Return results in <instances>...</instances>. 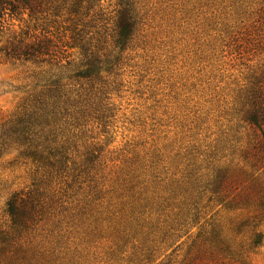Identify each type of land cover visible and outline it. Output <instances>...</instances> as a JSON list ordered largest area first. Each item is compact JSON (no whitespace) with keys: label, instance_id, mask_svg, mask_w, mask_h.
Returning a JSON list of instances; mask_svg holds the SVG:
<instances>
[{"label":"rangeland","instance_id":"obj_1","mask_svg":"<svg viewBox=\"0 0 264 264\" xmlns=\"http://www.w3.org/2000/svg\"><path fill=\"white\" fill-rule=\"evenodd\" d=\"M122 1L134 7L137 28L129 46L118 54L113 47L114 26ZM98 10L101 16L86 18V27L80 24L79 29L85 30L86 40L102 59L112 62L113 69L93 84L90 97L97 104L93 117L104 118H91L85 134L87 142H99L97 147L103 148L105 163L98 168L101 180L95 186L110 194L92 201L90 207L85 205L86 216L75 218L73 224L65 219L70 227L62 226L60 233L48 235L39 229L37 264H147L143 262L146 249L161 253L149 264H264V169L252 170L250 152L255 140L243 121L244 98L264 74V0H99ZM65 18L2 19L0 131L36 85L37 74L46 68V64L12 58L8 53L12 41L24 38L25 33L39 37L47 24L57 53H62V45L71 44L65 30L73 28ZM76 52L67 50L66 55ZM220 167L243 169L254 179L246 199H234L233 191L219 195L224 204L237 200L246 205L226 209L209 202V208L202 211L206 220L219 227V246L231 253L226 259L210 260L213 247L201 245V240L193 245L194 237H182L169 246L160 241L157 230L145 229L137 236L138 245L132 247L104 221L112 212L120 216L124 202L120 194L127 189L130 175L138 184L134 197L147 199L154 217L160 210L164 218L168 214L156 208V203L160 207L178 187L193 190L199 186L202 191ZM124 178L127 183L122 192L112 180L122 184ZM33 179V167L16 161L15 153L0 158L1 225L6 220V200L13 193L28 191ZM85 185L93 187L90 182ZM201 197L207 205L212 195L205 191ZM75 199H83L82 191ZM242 223L246 225L240 229ZM254 226L263 240L260 247L250 250ZM144 233L154 238L145 242ZM199 251L204 256L201 263L194 261ZM238 253L242 258L232 260Z\"/></svg>","mask_w":264,"mask_h":264},{"label":"trees","instance_id":"obj_2","mask_svg":"<svg viewBox=\"0 0 264 264\" xmlns=\"http://www.w3.org/2000/svg\"><path fill=\"white\" fill-rule=\"evenodd\" d=\"M98 5L99 0H0V34L3 33L4 16L10 19L24 15L41 18L37 20H44L48 16H66L65 21L73 26L65 30L70 33L71 44L64 43L62 48L65 50L62 53H57L58 47L49 37L52 35L46 31V23L39 37L25 33L24 38L12 41L14 45L8 52L12 58L35 65L46 64V68L37 74L36 85L29 91L17 114L0 131V158L15 153L16 161L34 169L31 188L13 193L4 204L6 220L0 224V264H37L40 245L36 241V234L39 229L44 228L42 232L48 235L60 233L62 226L70 227L75 218L86 216L85 205L90 207L92 201L110 194L95 186L101 180L97 174L98 168L105 163L102 162L103 148L97 147L99 142H87L85 134L91 118L97 121H103L104 118L103 115L93 117L96 114L93 108L97 106L90 97L93 84L101 82V76L113 69L112 62L106 57L102 59L99 50L86 40L85 30L79 29L80 24L86 27L83 25L86 18L101 16L99 10L95 12ZM134 12L129 1H122L117 10L113 47L118 54L123 53L133 39L137 28ZM67 50L77 52L66 55ZM56 53L63 57L58 58ZM243 110L244 124L252 130L255 140L253 152H250L251 167L254 173H258L264 169V74L253 82L247 92ZM79 147L84 151L79 152ZM214 173L202 191L199 186L193 187V190L185 186L178 187L167 200H163L160 207L156 203V208H163L168 214L164 218L159 214L160 210L157 211L158 216L154 217L147 199L134 197L133 189L138 184L133 181V175H130L124 192L122 185L127 180L124 178L119 184L118 179H114L112 182L118 184L123 192L120 194L124 197L121 204L123 209L119 217L112 212L111 217L104 221L115 228L122 242L132 247L138 245L137 236L143 234L145 229L157 230L161 232L160 241L164 240L169 246L182 237H194L193 245L201 240V245L205 242L213 247L210 260L226 259L231 253L219 246L222 242L219 227L213 220H206L202 211L209 208V202H213L214 207L224 205L226 209H230V206L238 209L246 205V201L242 205L237 200L224 204L219 195L233 191L234 199H246V190L250 189L254 179L249 178L252 174L247 176L243 169L220 167ZM87 182L93 187H87ZM84 187L87 188L86 192ZM81 191L83 199L76 200V193ZM126 191L127 196H123ZM205 191L212 195L207 205L202 203L201 197ZM125 207L128 208L127 214H124ZM65 219L71 222H65ZM246 223H242L240 229ZM253 228L250 250L260 247L263 240L262 234L255 231L257 226ZM144 234L145 242L150 236L154 238L149 233ZM154 242L152 240V244ZM145 253L143 262L147 264L161 255L154 249H146ZM202 257L199 251L194 261L201 263ZM241 258V253H238L232 260Z\"/></svg>","mask_w":264,"mask_h":264}]
</instances>
